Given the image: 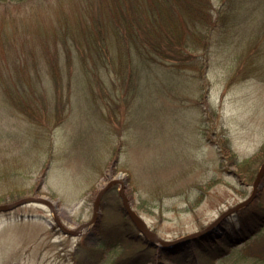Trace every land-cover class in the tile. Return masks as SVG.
<instances>
[{"label": "rangeland", "instance_id": "374dc122", "mask_svg": "<svg viewBox=\"0 0 264 264\" xmlns=\"http://www.w3.org/2000/svg\"><path fill=\"white\" fill-rule=\"evenodd\" d=\"M58 4L57 0L0 2V204L25 196L46 197L61 224L74 230L91 219L97 191L119 176L126 182L131 207L149 230L172 241L205 229L238 203L264 202V175L255 191L252 186L264 161V54L257 51L251 57L240 40L241 30L251 27L252 21L241 20L221 48L206 52L208 66L195 53L198 65L182 73L155 68L133 99L123 94V87L108 82L106 104L88 100L84 89L75 88L69 116L48 130L18 113L1 81L14 73L16 61L29 63L25 50L37 38L31 37L34 31L28 20L41 19L45 6L54 10ZM220 4L221 0H213V7ZM38 61L40 68L43 60ZM249 62L256 69L245 75ZM245 159L252 167L239 171L233 161ZM118 190L114 185L111 203L121 202ZM100 220L108 226L109 221ZM51 221L52 211L41 204L0 212V264H71L93 251L96 238L80 254L77 247L89 228L72 237L60 233ZM216 230H209L204 240ZM148 237L154 251L144 249L142 259L149 264L170 263L160 247L175 242L164 244ZM138 249L118 238L108 252L121 258ZM205 252L196 254L203 264L257 261L251 254L239 258L237 253L210 259Z\"/></svg>", "mask_w": 264, "mask_h": 264}, {"label": "trees", "instance_id": "16d2710c", "mask_svg": "<svg viewBox=\"0 0 264 264\" xmlns=\"http://www.w3.org/2000/svg\"><path fill=\"white\" fill-rule=\"evenodd\" d=\"M12 1L23 4L45 0ZM57 1L60 7L51 10L45 6L44 17L28 20L34 31L31 37L37 38L25 50L29 63L16 61L10 79L6 76L1 81L18 113L39 128L49 130L50 124L56 126L67 119L75 88L84 89L88 100H102L106 104L110 92L106 91L107 82L123 87V94L133 99L147 74L155 68L163 66L169 74L182 73L191 66L195 68V53L197 57L203 56L208 66L206 52L221 48L241 20L253 22L251 27L241 30L244 51H250L253 58L257 51L264 54V0H221L218 8L213 7V0ZM39 58L43 60L40 68ZM247 65L245 75L256 69L250 62ZM31 67L33 73L29 72ZM107 73L113 78H107ZM233 163L239 171L252 167L246 159ZM112 188L100 200L99 216L109 221L108 226H102L97 217L78 239L79 254L90 239L96 238L97 244L86 257L71 264H149L140 253L155 244L136 228L118 199L115 203L109 201ZM216 227L207 240L204 238L210 232L160 247L170 260L168 264H203L196 254L206 248L210 259L222 260L231 253H237L239 258L251 254L257 260L254 264H264L263 201L250 200L227 214ZM223 235L225 240L220 241ZM118 238L138 247V252L111 257L108 251L115 248Z\"/></svg>", "mask_w": 264, "mask_h": 264}, {"label": "water", "instance_id": "95a60500", "mask_svg": "<svg viewBox=\"0 0 264 264\" xmlns=\"http://www.w3.org/2000/svg\"><path fill=\"white\" fill-rule=\"evenodd\" d=\"M264 175V161L260 164L259 169L256 172L254 181H253V191H255L256 185L258 183V181L261 179V177ZM125 180L120 178L119 176L116 178H111L107 183L104 184L103 187H101L98 191L97 194L94 198L93 201V213H92V217L90 220H88L85 223H82L81 225H79L76 229L71 230V229H66L60 222L57 213H56V209L54 207V205L52 204L51 200H49L46 197H37V196H25V197H21L13 202L10 203H3L0 204V211H8L11 210L17 206L20 205H25V204H31V203H42L45 204L47 206H49L52 210V212L54 213V221L55 223L59 226L60 230L65 233V234H70V235H76L79 233V230H81L82 228H84L86 225L91 224L97 217L98 214L100 212V200L101 197L103 195V193L110 188L113 185H119V190H118V194L121 198V202H122V206L124 208V210L126 211V213L128 214L129 218L131 219V221L134 223V225L136 226V228H138L143 234H145L147 237L149 235L155 236L157 239H159L162 243L164 244H170V243H176V242H180V241H184L186 239H188L189 237H193L196 234H190L188 236H185L181 239H176V240H172V241H168V240H162L160 239V237H158L154 232L150 231L147 224L142 220V218L136 213V211L131 207L130 203H129V199L126 197L125 195ZM247 202V201H246ZM246 202H241L238 203L232 207H229L228 209H226L214 222H212L207 228H205L202 231H198L199 233L205 232L207 230H209L212 226H214L218 221H220L221 218H223L224 216H226L229 212H231L234 209H237L238 207L246 204ZM149 238V237H148Z\"/></svg>", "mask_w": 264, "mask_h": 264}, {"label": "bare ground", "instance_id": "6f19581e", "mask_svg": "<svg viewBox=\"0 0 264 264\" xmlns=\"http://www.w3.org/2000/svg\"><path fill=\"white\" fill-rule=\"evenodd\" d=\"M216 225H217V224H216ZM216 225L212 226L210 229H211V230L216 229ZM199 232H200V231H199ZM199 232H195L194 234H196V235L201 234V233H199ZM202 234H203V232H202ZM196 235H195V236H196Z\"/></svg>", "mask_w": 264, "mask_h": 264}]
</instances>
